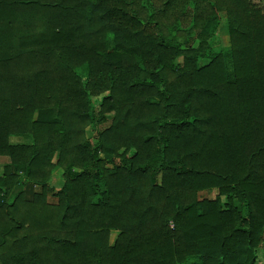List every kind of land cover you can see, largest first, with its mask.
<instances>
[{
  "label": "trees",
  "instance_id": "obj_1",
  "mask_svg": "<svg viewBox=\"0 0 264 264\" xmlns=\"http://www.w3.org/2000/svg\"><path fill=\"white\" fill-rule=\"evenodd\" d=\"M0 155L1 264H254L264 0H0Z\"/></svg>",
  "mask_w": 264,
  "mask_h": 264
},
{
  "label": "rangeland",
  "instance_id": "obj_2",
  "mask_svg": "<svg viewBox=\"0 0 264 264\" xmlns=\"http://www.w3.org/2000/svg\"><path fill=\"white\" fill-rule=\"evenodd\" d=\"M214 45L222 48V50L227 53V68H228L229 73H231L232 67H231V63H230V58L228 56V51H229L228 34H227V32L223 26V20H221V26L219 27L217 34L215 36ZM107 46L110 49L113 47L110 39L108 40ZM207 60H208V58H200L199 62L201 64V63L206 62ZM97 106H98V101L96 102V107ZM111 115H112V113H108L107 114L108 118H110ZM107 123H108V121L103 122V123L99 124V127H102ZM86 133L91 139H93V130L91 129L90 126H88L86 128ZM10 137H12L13 141H29L31 139L30 136H25V137L10 136ZM3 156H5V157H3ZM7 161H9L8 156L0 155V172L2 171L3 164L6 163ZM21 174L24 176V173L21 172ZM61 182H62L61 167H56L52 172L50 183L52 185L58 187V186H60ZM17 188H18V186L16 187V189ZM34 189H39V186L38 185H32L31 187H29L27 189V192L30 193ZM217 191L218 190L216 187L201 189L198 191V197L199 198L214 197L216 195ZM48 200L49 201H56V198L53 195L49 194ZM117 232L118 231L116 229L111 230V232H110V241L111 242H113L114 238L117 235ZM254 264H264V244H261L257 248V257H256Z\"/></svg>",
  "mask_w": 264,
  "mask_h": 264
},
{
  "label": "crops",
  "instance_id": "obj_3",
  "mask_svg": "<svg viewBox=\"0 0 264 264\" xmlns=\"http://www.w3.org/2000/svg\"><path fill=\"white\" fill-rule=\"evenodd\" d=\"M10 139L12 140V137H10ZM7 156V155H6ZM3 157H5V156H3ZM7 160V159H6ZM8 162V161H7Z\"/></svg>",
  "mask_w": 264,
  "mask_h": 264
}]
</instances>
